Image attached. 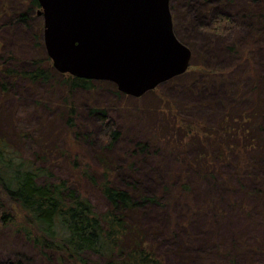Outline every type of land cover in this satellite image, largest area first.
<instances>
[{
	"label": "trees",
	"instance_id": "trees-1",
	"mask_svg": "<svg viewBox=\"0 0 264 264\" xmlns=\"http://www.w3.org/2000/svg\"><path fill=\"white\" fill-rule=\"evenodd\" d=\"M171 9L190 68L134 98L58 72L39 0H0V223L15 204L54 264H264V0Z\"/></svg>",
	"mask_w": 264,
	"mask_h": 264
},
{
	"label": "water",
	"instance_id": "water-1",
	"mask_svg": "<svg viewBox=\"0 0 264 264\" xmlns=\"http://www.w3.org/2000/svg\"><path fill=\"white\" fill-rule=\"evenodd\" d=\"M54 68L140 98L185 74L192 51L174 31L171 0H39Z\"/></svg>",
	"mask_w": 264,
	"mask_h": 264
},
{
	"label": "rangeland",
	"instance_id": "rangeland-1",
	"mask_svg": "<svg viewBox=\"0 0 264 264\" xmlns=\"http://www.w3.org/2000/svg\"><path fill=\"white\" fill-rule=\"evenodd\" d=\"M189 24V23H188ZM189 30H190V35H196L194 30L191 29V26L189 24ZM200 44L203 42H199ZM214 50V49H213ZM202 53V51H201ZM216 55L217 60L219 62H228L227 56H219L218 53H214V51H210L209 55L216 59L215 57H213V55ZM257 56V59L259 58L260 60L264 61V50H260L258 52L255 53ZM219 58V59H218ZM216 60V61H217ZM165 98L167 99V101L171 100V94L174 93L176 91V89H173L172 86L171 87H165L163 89H160ZM156 94H158V89L156 91ZM222 94L220 92V96H222ZM103 97L106 98L105 95H102ZM146 100H150V98L146 99ZM144 100H138V102H136V105L141 104ZM142 106V105H139ZM204 108H201V110H194V112H198L196 114H205ZM88 150V149H87ZM158 150V153H156V151ZM193 150L189 151V154L192 155ZM152 155L154 157L160 158L162 156H165L162 160V162L158 161V169L161 170H171L174 165H175V158L172 156H168V154H163L162 151H160V149H155L152 152ZM147 165H145L146 168ZM195 192L198 198L205 196L206 193V188H205V184L202 183L201 185L197 186L195 188ZM225 193L224 197L227 200V192L226 190H224ZM224 200V198H222ZM99 207L102 206V202L99 201L98 202ZM9 208V212H11V214H8V216H11L10 219V225L5 226L3 225V223H0V261H4V260H9V259H21L25 264H54L53 262V258L52 257H45V256H41L38 251L36 249H34V247L32 246V244L25 238V233L23 231V229H30V226L28 224V220H27V216L26 213H24L22 210H20L15 204H10L8 205ZM2 215L0 214V217ZM9 220V219H7ZM235 225H230V221H224L223 223V228L225 229V231L230 228L232 230V227H234ZM226 227V228H225ZM223 229V230H224ZM224 231V232H225ZM248 232V231H247ZM246 232V233H247ZM229 235V233H228ZM249 237V236H247ZM187 247V246H186ZM170 246L168 244H164L162 247V251L165 252L167 250H169ZM174 249V248H173ZM190 251H185L183 254L185 256V258H187V256H191V253H189ZM169 259V258H168ZM170 260L172 263H176L175 257L174 256H170Z\"/></svg>",
	"mask_w": 264,
	"mask_h": 264
}]
</instances>
